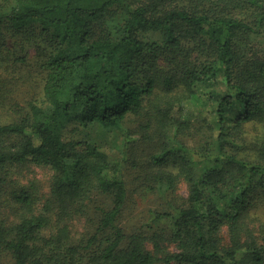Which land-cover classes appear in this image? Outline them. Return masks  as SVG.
<instances>
[{
	"label": "trees",
	"instance_id": "16d2710c",
	"mask_svg": "<svg viewBox=\"0 0 264 264\" xmlns=\"http://www.w3.org/2000/svg\"><path fill=\"white\" fill-rule=\"evenodd\" d=\"M36 29L50 44L42 96L6 104L0 122V202L20 214L0 213V264H264V131L245 135L264 127V55L249 44L264 33V0H0V43ZM161 51L180 73L147 67ZM196 95L208 132L192 143L178 134ZM25 164L53 171L47 196L15 177ZM180 183L188 196L173 201ZM134 194L167 205L130 230Z\"/></svg>",
	"mask_w": 264,
	"mask_h": 264
},
{
	"label": "rangeland",
	"instance_id": "374dc122",
	"mask_svg": "<svg viewBox=\"0 0 264 264\" xmlns=\"http://www.w3.org/2000/svg\"><path fill=\"white\" fill-rule=\"evenodd\" d=\"M26 30L21 34L9 38L3 43H0V81L7 83L5 86L8 90L6 97L0 99V122L8 121L12 118L10 112L4 106L10 104L12 101H18L23 105L33 98L39 99L43 93L42 78H44L45 72L41 69L40 62L45 58L46 53L50 50V44L44 37L42 32ZM37 31L39 37L30 36ZM30 36V37H28ZM146 41H154L159 48H162L163 37L161 34L149 33L145 35ZM249 44L254 46L258 51L264 55V33L253 34L251 36ZM26 56L25 61L14 60L15 56ZM183 58L182 55L179 56ZM176 57H173L172 53L161 51L156 54H146L145 61L148 68L157 70L163 73H180L182 70L178 67ZM190 63L187 66H196L199 64V59L196 55H191L189 58ZM182 84L177 91H182ZM204 90L207 95H211L212 102L216 103L222 90H224V83L221 80H213L206 84ZM209 97V96H207ZM206 98L200 95L186 97L183 100V122H188L190 125L188 128L182 129V132L178 134V137L183 140H190L192 143L204 138L208 132L206 124L202 120L204 105L206 104ZM264 127L260 124L256 127L251 124L245 128V135L247 136L248 143L252 138L254 132L263 133ZM171 137L176 135L174 128L169 132ZM121 135L108 133H100L97 138L98 141L108 145L115 146L121 145ZM174 140L171 141V143ZM190 143V144H192ZM115 151V152H114ZM114 153H119L118 149L113 150ZM112 152V155H113ZM15 177L25 183L32 181L36 182L41 190L42 195L47 196L50 191L51 180L53 177V171L47 166H38L28 164L26 166H17L15 168ZM188 196V187L186 183H180L175 193L170 197L173 201L182 200ZM135 201L132 206L126 210L124 222L126 226L133 230L140 226L145 221L151 218L150 209L166 208L167 201L159 194H134ZM165 202L164 204L162 202ZM12 199L9 201L4 200L0 202V213L8 214V223H12L19 220V213H15L12 209ZM257 208L253 209L256 211ZM264 219V206L259 210ZM152 221V220H151ZM77 230L83 232L82 225L77 226ZM225 239L228 236L226 230H224Z\"/></svg>",
	"mask_w": 264,
	"mask_h": 264
}]
</instances>
